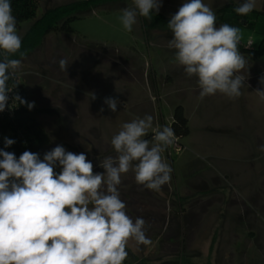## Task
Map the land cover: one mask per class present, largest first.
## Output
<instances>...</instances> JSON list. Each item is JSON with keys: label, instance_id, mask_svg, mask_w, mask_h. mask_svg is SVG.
I'll list each match as a JSON object with an SVG mask.
<instances>
[{"label": "rangeland", "instance_id": "obj_1", "mask_svg": "<svg viewBox=\"0 0 264 264\" xmlns=\"http://www.w3.org/2000/svg\"><path fill=\"white\" fill-rule=\"evenodd\" d=\"M71 1L40 0L36 16ZM184 2L161 0L158 12L171 18ZM203 2L217 16L224 5L243 0ZM236 14L227 13L216 25L240 28V44L256 48L264 33V0H256L246 15L249 25L241 27L247 19ZM121 15L122 10L94 11L72 21V33L49 34L22 59L18 82L35 103L30 111L48 136L47 146L84 153L94 173H102L100 161L116 155L111 139L123 123L151 115L153 127L169 126L181 105L190 133L177 153L170 155L168 148L161 154L172 169L170 183L157 192L138 185L131 170L122 175L126 214L146 221L151 240L139 246L130 241L123 264H264V152L258 150L264 144V98L258 92L264 91V57L239 49L248 61L238 73L246 77L241 95L201 100L197 78L173 62L171 31H152L145 42L138 19L129 32ZM31 24L17 29L20 38ZM60 59L68 61L66 71ZM106 98L118 101L116 112Z\"/></svg>", "mask_w": 264, "mask_h": 264}, {"label": "clouds", "instance_id": "obj_2", "mask_svg": "<svg viewBox=\"0 0 264 264\" xmlns=\"http://www.w3.org/2000/svg\"><path fill=\"white\" fill-rule=\"evenodd\" d=\"M133 4L119 17L129 32L137 15L151 20L161 0H133ZM255 7L256 0H243L234 11L246 16ZM16 24L10 0H0V112L17 86H9L8 81L22 68L21 59L10 57L26 56L20 51ZM167 28L172 33L168 47L175 50L173 62L183 66L188 77L197 78L201 100L217 93L229 98L241 95L246 77L238 73L248 61L238 47L240 28L227 23L217 26L215 12L203 0H185ZM68 64L60 59L61 71ZM258 92L264 98V91ZM13 99L29 110L35 106L19 95ZM105 103L117 111L116 99L106 98ZM149 129L151 140L144 139ZM175 140L174 129L153 127L151 115L125 122L111 139L116 155L100 161L102 173H94L84 153L69 152L60 145L43 159L30 151L17 158L0 149V264H123L130 241L139 246L151 240L146 221L141 217L133 221L126 214L119 192L122 175L131 170L138 185L159 192L170 183L172 172L161 154ZM13 143L5 138L6 147ZM258 150L264 152V144ZM57 166L59 173L54 170Z\"/></svg>", "mask_w": 264, "mask_h": 264}, {"label": "trees", "instance_id": "obj_3", "mask_svg": "<svg viewBox=\"0 0 264 264\" xmlns=\"http://www.w3.org/2000/svg\"><path fill=\"white\" fill-rule=\"evenodd\" d=\"M10 2L13 14L16 17L17 29H19L24 22L32 21V24L24 32L21 38L22 47L20 51L26 52L25 57H27L43 45L45 38L49 34L58 32L72 33L73 30L70 28V23L72 21L91 15L97 10L123 11L125 8H128V4L133 3V0H73L63 5L51 6L44 9L39 18H37L36 12L40 0H10ZM235 7L237 6L232 4L224 5L221 8L222 12L216 16V23H224L227 13H235ZM151 15V20L137 15L141 33L143 34L145 42L148 40L149 34L152 31H170L167 28L170 17L162 16L156 11H153ZM236 15L240 16L238 14ZM242 17L247 20L240 21L241 27L249 25V17ZM88 47L94 50L96 49L95 45H89ZM238 47L243 53L253 58L264 57V33H262L261 39L256 48H252V45L248 47L240 43ZM98 49L101 48L99 47ZM2 58L3 53L0 52V59ZM10 58L23 59L19 56V53L11 56ZM8 83L9 86L17 84V86L13 89L17 92L16 95H19L22 99L29 102V93L26 92L23 85L18 82L17 74L11 78ZM12 91L8 93L9 97ZM169 126L174 129L176 141L180 150L182 139L187 137L190 133L188 119L186 118L181 105L174 109ZM5 138L14 140L15 143L6 147ZM151 138L152 135L150 134L144 137V139L149 140H151ZM47 144L48 136L32 117L31 111L26 104H21L19 101L13 100L10 107L7 106L3 112H0V149L14 153L17 158H19L24 151H30L38 153L40 158L43 159L44 154L52 150L49 149ZM171 151L170 155L172 153H177V151L172 148ZM0 159H2V157H0ZM54 170L57 173L60 172L56 168Z\"/></svg>", "mask_w": 264, "mask_h": 264}, {"label": "built area", "instance_id": "obj_4", "mask_svg": "<svg viewBox=\"0 0 264 264\" xmlns=\"http://www.w3.org/2000/svg\"><path fill=\"white\" fill-rule=\"evenodd\" d=\"M171 148L173 149V150H175V151H178L179 150V145H178V143H177V141L175 140V143L173 144V146H171ZM170 148V149H171Z\"/></svg>", "mask_w": 264, "mask_h": 264}]
</instances>
